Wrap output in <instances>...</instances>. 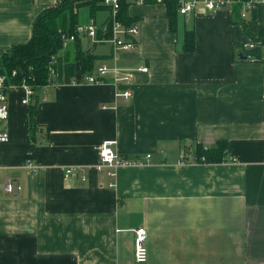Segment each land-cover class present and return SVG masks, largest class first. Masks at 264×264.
<instances>
[{
    "label": "crops",
    "instance_id": "crops-1",
    "mask_svg": "<svg viewBox=\"0 0 264 264\" xmlns=\"http://www.w3.org/2000/svg\"><path fill=\"white\" fill-rule=\"evenodd\" d=\"M59 1L0 0V56L28 43L36 19ZM253 1L245 17L237 0L178 14L176 30L165 0L131 2L137 48L115 51L102 30L100 41L64 42L62 67L73 62L75 74L61 81L53 67L33 102L35 129L24 92L10 94L0 182L21 191L0 189V264H137L142 227L145 264H264V51L254 61L243 54L245 44L264 46V0ZM80 24L110 25V11L83 7ZM191 31L192 52L184 47ZM83 53L95 57L90 72H82ZM102 65L133 82L117 84L113 74L81 82ZM125 90L130 99L117 97ZM109 139L121 157L143 163L115 177L99 171ZM221 141L224 162L195 161L198 144Z\"/></svg>",
    "mask_w": 264,
    "mask_h": 264
},
{
    "label": "trees",
    "instance_id": "trees-1",
    "mask_svg": "<svg viewBox=\"0 0 264 264\" xmlns=\"http://www.w3.org/2000/svg\"><path fill=\"white\" fill-rule=\"evenodd\" d=\"M148 1V0H147ZM150 1V0H149ZM156 1V0H151ZM180 0H165L168 9L169 23L173 30L177 27L178 8ZM242 3L248 0H240ZM130 3L122 2L118 12V21L124 26L131 27L135 23V18L128 13ZM83 7H88L94 15L101 10H109L104 5V0H61L55 6L42 12L36 19L33 28V37L26 43L13 46L8 52L0 56V75H6L8 82L21 84L24 81L31 85L35 90V96L29 105V116L31 128H36V103L37 91L50 83L51 67H58L60 80L70 82L75 74L74 63H67L62 67V59L59 57L64 47L63 34H75L79 25V13ZM120 22V23H121ZM107 38L111 37V32H107ZM98 37H102L100 31ZM80 37H76L79 43ZM185 50L195 49V34L193 31L187 32L185 36ZM262 49L258 48L252 53L260 57ZM82 72H90L93 69L95 57L92 55H80ZM53 57L56 63L53 64ZM17 72L12 76L13 72ZM64 77V78H63ZM227 143L221 141L216 147H205L198 144L195 148V161L199 163L216 164L222 163L227 159Z\"/></svg>",
    "mask_w": 264,
    "mask_h": 264
},
{
    "label": "built area",
    "instance_id": "built-area-1",
    "mask_svg": "<svg viewBox=\"0 0 264 264\" xmlns=\"http://www.w3.org/2000/svg\"><path fill=\"white\" fill-rule=\"evenodd\" d=\"M125 1L127 3L130 2H140L143 3L145 0H104V5L109 8L110 11V25H104L102 28L98 27L95 24H80L76 28L75 34H63L62 38L64 42L75 41L77 36H86L90 37L94 40L98 39V32L102 30L105 34L111 31V36L108 41L112 43L115 51L120 50H133L137 48V36L139 34L138 28L136 26L126 27L120 21H118V12L121 7L122 2ZM240 1V0H237ZM241 2V1H240ZM230 0H180L178 13L180 15H189L196 11L198 8H204L207 11H216L224 8ZM255 2L253 0H248L242 3V11L241 16L245 17L247 11L254 7ZM100 41V40H97ZM262 49L264 51V46H260L256 43H249L244 45V50L247 52L243 54L244 58L250 61L257 60L256 57L253 56L252 51L256 49ZM56 63V58L53 57V64ZM51 71L53 73V66L51 67ZM141 72H147V67L139 68ZM17 72H13L12 76H15ZM109 74L114 75V82L117 84H131L133 82V77L130 73H121L119 68L111 69L107 65H102L97 69L96 75L94 74H85L82 77L81 82L84 83H94L98 84L102 82L105 77ZM50 82H51V74H50ZM22 90L24 92V96L22 98V103L29 106L35 96L34 88L27 84L25 81L21 84H16L14 82L9 83L6 75H0V122L6 121L10 117V94L14 91ZM117 97H124L126 99H130L132 97V92L130 90L118 91ZM10 140V134L6 131L0 130V148L4 143H7ZM117 145L116 140H105L101 146L100 150V163L98 165V170L101 171L105 168L110 170L109 175L111 177L116 176V170L120 167H128L137 164H142L143 161H135L121 157L115 149ZM151 155H147V159H149ZM28 168L36 169L32 163L27 164ZM73 168L67 169V174L74 173ZM85 180L86 178L83 177ZM0 189L4 191L14 194L15 189L18 192L21 191V186H15V183L11 179L5 180L2 184L0 182ZM149 233L148 230L144 227L138 228L135 230V241H134V259L137 264H145L149 260V248L147 245Z\"/></svg>",
    "mask_w": 264,
    "mask_h": 264
},
{
    "label": "bare ground",
    "instance_id": "bare-ground-1",
    "mask_svg": "<svg viewBox=\"0 0 264 264\" xmlns=\"http://www.w3.org/2000/svg\"><path fill=\"white\" fill-rule=\"evenodd\" d=\"M131 3V2H130ZM119 19V18H118ZM121 22V21H120ZM128 27V26H127Z\"/></svg>",
    "mask_w": 264,
    "mask_h": 264
}]
</instances>
